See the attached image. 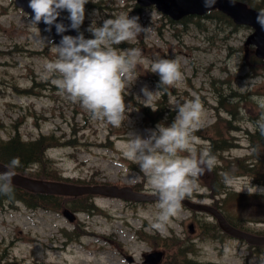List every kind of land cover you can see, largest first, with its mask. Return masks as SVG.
Wrapping results in <instances>:
<instances>
[{
	"label": "rangeland",
	"instance_id": "rangeland-1",
	"mask_svg": "<svg viewBox=\"0 0 264 264\" xmlns=\"http://www.w3.org/2000/svg\"><path fill=\"white\" fill-rule=\"evenodd\" d=\"M212 12L219 11L214 9L209 16L187 15L175 21L154 4L88 0L79 29L85 38H92L87 29L93 21L99 26L122 13L139 16V23L148 27L146 35L142 33L130 42L112 45L119 52L136 49L140 60L132 74L133 83L125 89L127 109L123 123L115 128L106 121L93 119L79 102L71 101L58 89L52 82L56 75L45 70L46 62L57 58L51 50L54 36L33 24L29 13L14 0H0V139L17 131L26 140L54 133L61 137L62 144L46 152L58 175L96 184H137L139 190L153 193L145 173L120 151L127 133L147 136L160 123L170 125L176 116V104L199 97L203 105L202 125L194 135L200 141V151L207 149L216 136L213 125L219 123L226 132L228 102L224 106L225 98L220 104V96L224 98L232 90L250 94L257 101L252 99L242 107L247 106L248 113L253 114L258 113L259 100L264 98V67L257 63L252 66L255 50L245 44L251 28L235 23L232 26ZM64 15L68 17L67 11ZM39 31L38 37L35 33ZM161 58L178 60L182 72L180 81L162 89L159 75L150 71L152 62ZM145 86L157 91L150 101L143 99L141 89ZM145 103L156 109L165 107L163 121L156 122L159 114ZM144 107H149V115ZM247 118L240 119L238 131L230 132L237 143L224 152L227 159L250 157L246 132L255 123ZM258 120L260 126L256 125L261 128L264 115ZM68 140L71 143H64ZM211 176L206 171L195 177L192 194L187 197L216 204L241 229L264 235V194L249 195L247 189L240 192L249 184L264 187L246 174L233 176L227 182L233 194L224 199L223 195L210 192ZM94 197L89 211L73 210V221L64 216L68 206L63 208L57 198L50 200L54 203L49 202L54 208L30 206L22 200H2L0 252L6 249L7 258L26 264H153L147 261L148 255L159 251L163 256L156 264H173L174 253L186 247L202 264H264V250L259 248L262 245L231 236L208 211H193L181 205L161 234L151 227L159 212L158 200L133 202L104 195ZM173 237L178 239L174 244L168 242Z\"/></svg>",
	"mask_w": 264,
	"mask_h": 264
},
{
	"label": "clouds",
	"instance_id": "clouds-1",
	"mask_svg": "<svg viewBox=\"0 0 264 264\" xmlns=\"http://www.w3.org/2000/svg\"><path fill=\"white\" fill-rule=\"evenodd\" d=\"M236 0H232L235 3ZM88 0H29L32 10L30 20L47 25L51 31L55 25L57 34L69 28L79 31L85 19ZM204 7H214L216 0H203ZM67 11L70 25L57 23L61 12ZM154 14L151 13V17ZM256 22L264 28V10L257 14ZM92 38L83 32L76 36L63 35L51 50L56 59L46 62V72L56 75L52 82L73 102H79L93 119L106 121L115 128L121 127L127 109L125 89L133 83V72L140 63L136 49L117 51L112 45L130 42L140 34H147L148 27L139 23V16L120 14L97 25L93 21L87 29ZM41 36V32H36ZM150 71L159 75L160 88L175 85L182 79L180 63L175 59L161 58L152 62ZM144 101H150L154 93L146 86L141 89ZM264 107V98L259 100ZM145 106L152 107L150 103ZM176 116L170 125L160 123L147 136L127 133L126 141L119 146L123 157L139 166L145 173L151 191L157 196L159 212L151 227L164 234L171 218L180 210L182 200L193 191L194 178L211 172L215 158L204 148L198 152L199 139L194 132L202 125L203 105L199 97L174 106ZM264 135V125L261 126ZM186 153V154H185ZM19 160L13 158L7 171L0 172V194H9L15 175L13 169ZM249 195L264 194V188L246 185Z\"/></svg>",
	"mask_w": 264,
	"mask_h": 264
},
{
	"label": "trees",
	"instance_id": "trees-1",
	"mask_svg": "<svg viewBox=\"0 0 264 264\" xmlns=\"http://www.w3.org/2000/svg\"><path fill=\"white\" fill-rule=\"evenodd\" d=\"M244 2H247L249 5L263 9V1L264 0H242ZM217 13L219 18L226 19L229 24L231 23L232 26H235L233 21L230 17L226 16L224 13L221 12H212ZM211 14V13H209ZM209 14H207L209 16ZM206 16V15H205ZM252 66L254 64H261L264 67V58H257L255 54L252 55ZM250 95V94H249ZM248 94H242L241 92L231 91L230 93L226 94V96L223 98L220 96V104H223L224 99V106H226L228 102V106L225 107L227 111L229 112V117L225 118V121L227 122V128L226 132H224L221 129V126L219 123L212 126L213 131L215 130L216 126V136L211 138V141H209L207 150L210 152V154L215 158V167L210 172L212 174L210 180L209 187L211 189L210 192H213V195L221 194L224 196V199L226 196H230L233 194V191L229 190V185L227 182L229 181V178L241 174H246L249 177L253 178L256 183L260 184L264 187V135L261 134V128L257 127L256 124L261 123V120L259 121V117L264 115V107H261L259 104L258 106V113H248L246 110L249 109L247 106L242 107L243 104L251 102V100H256L253 97H250ZM257 101V100H256ZM254 102V101H253ZM255 105H257L256 102H254ZM220 108V107H217ZM165 107L159 106L156 109L155 114H159V116L162 114V117H157L156 122L163 121V119L166 116V113L164 112ZM144 110L149 115V107H144ZM221 110V109H219ZM223 110V109H222ZM169 111V110H168ZM167 112V115L169 112ZM221 111H219L218 114H220ZM153 113L150 114L152 116ZM170 116V115H169ZM248 117L247 120L253 121L255 123V127L251 129V131H247V142L250 144L251 147V153L249 154V158L245 157H237L235 158H229L227 159L224 156V152L231 149V147L235 146L237 143L235 136L231 135L230 132L233 130L238 131L240 127V119ZM239 125V126H238ZM224 126V125H223ZM64 143H71V140H68ZM62 144V140L60 136L52 134H40L36 138H29L25 139L19 131H17L15 134H11L8 138H1L0 139V161L4 162L5 164H10V162L13 160V158H17L19 160V165L15 167L14 169L18 172H21L27 176H34L37 178H48V179H57V180H63V181H70L73 183H80V184H93L95 182L92 181H72L68 178H63L61 175H58V173L53 170V164L51 160L47 156V149L51 148L53 146H59ZM199 152V151H198ZM12 191L9 194H0V202L5 199V201L9 200H15V201H24L28 205H45V208H54L52 204L49 202L52 199H59V202H62L61 206L63 207H70L72 210L79 211V210H86L89 211L92 205L94 203V197L92 194L90 195H78L77 197L74 196H62V195H52L47 193H37L33 191H28L24 188H21L20 186H16L14 184H11ZM135 189H139V186L136 184L134 186ZM54 203V202H53ZM49 206V207H48ZM215 206H217L215 204ZM228 220L230 223L234 224L235 226H238L237 222L233 218H229ZM241 226V225H240ZM215 227H217L215 225ZM239 227V226H238ZM218 228V227H217ZM177 237L170 238L168 241L174 244L176 242ZM178 240V239H177ZM259 247V246H257ZM259 248L264 250V246H260ZM190 253V250H188L186 247L181 248L179 252L174 253L173 255V261L178 260L176 264H202L199 261H197ZM6 259V260H5ZM172 263L174 264V262ZM0 264H26L24 262H21L19 260H11L7 258V250L3 249V251L0 252ZM32 264H38V263H32Z\"/></svg>",
	"mask_w": 264,
	"mask_h": 264
},
{
	"label": "water",
	"instance_id": "water-1",
	"mask_svg": "<svg viewBox=\"0 0 264 264\" xmlns=\"http://www.w3.org/2000/svg\"><path fill=\"white\" fill-rule=\"evenodd\" d=\"M18 7H21L22 10L26 11L32 15V10L28 7L29 0H14ZM138 4L144 6H150L154 4L161 12L169 15L174 20L181 19L188 14H205L212 9H218L221 12H224L232 18L236 24L248 25L252 27V31L247 35L246 45L252 44L255 46V54L259 58L264 57V28H262L257 22V14L260 9H255L249 6L248 3H244L241 0H236L235 3H232V0H216L214 7L207 9L204 7L203 0H137ZM64 12V11H63ZM63 22L65 25H70L71 21L60 15L57 19V23ZM41 28L45 31L47 25L43 22L39 24ZM47 33L49 31H46ZM51 35L55 36V42L59 43L63 35H72L76 36L79 34V31L69 28L68 31L57 34L55 25L52 26ZM7 167L4 163L0 162V172L7 171ZM15 175L13 177L12 183L21 186L29 191H35L40 193H51V194H62V195H73L78 196V194H103L106 196H115L123 199L129 200H155L158 199L154 193H146L138 190H134L130 185L119 186L117 184L108 185H76L70 182H64L59 180H49V179H39L32 176H26L21 173L13 170ZM185 205H188L194 210H202L210 212L217 220L219 227L224 231L229 233L231 236L239 237L241 239H246L251 244H263L264 245V236L258 234H252L246 230H242L228 222L225 215L214 207L211 204H204L197 201H192L188 197H185L182 202ZM65 215L69 217L70 220L75 218L74 213L65 209ZM163 256V252L153 251L148 255L147 261L150 263H158Z\"/></svg>",
	"mask_w": 264,
	"mask_h": 264
}]
</instances>
